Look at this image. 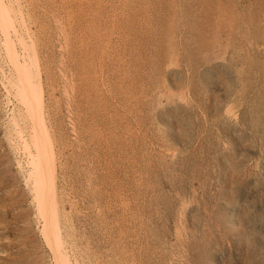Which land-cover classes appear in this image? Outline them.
Instances as JSON below:
<instances>
[{
    "label": "rangeland",
    "instance_id": "obj_1",
    "mask_svg": "<svg viewBox=\"0 0 264 264\" xmlns=\"http://www.w3.org/2000/svg\"><path fill=\"white\" fill-rule=\"evenodd\" d=\"M2 1L39 76L68 262L264 264V0ZM2 37L0 264H59Z\"/></svg>",
    "mask_w": 264,
    "mask_h": 264
},
{
    "label": "bare ground",
    "instance_id": "obj_2",
    "mask_svg": "<svg viewBox=\"0 0 264 264\" xmlns=\"http://www.w3.org/2000/svg\"><path fill=\"white\" fill-rule=\"evenodd\" d=\"M8 6H9V4H8ZM8 6H7V3L6 2H3L2 0H0V31H1L2 36H3L2 37L3 38V43L5 44L3 46L5 47L6 57L9 58V61L10 62L8 61V63H10V65H11V67L13 69V74H14L13 80L9 81L11 77L9 78V80L7 79V81H9L11 87L14 89L13 90L14 92L11 93V91L8 90V93L10 92V95H13L14 94L12 97H15L16 98V101L19 103V106H21L19 108H20V111H22L21 114H23V116L22 115H20V116H22L23 119L25 118L27 120L26 121L27 124L25 122H24V124H26V126H28L27 127L28 130L27 129L26 130L29 131L28 138H27L28 139L27 144L30 145L31 148L33 147V151L30 152V153H28L29 154V158L26 157V159L27 158L29 159V164L28 165H30V169H29L30 171L27 173L28 176L26 177V179L27 180H30V179L32 180V182H31V184H32L31 188L33 190V195H34V197L33 196L32 197L35 198L34 200L37 199L38 204L35 201L36 204H37L36 207L38 208V206H39V208L37 209V211L39 210L40 213H41V215L44 217L43 233L42 234H44L45 238L48 241H50V244H51L50 247L52 246V250H53V253H54V255H55L56 259H57V262L59 264H70L68 262V259L65 257L66 254L63 255V253H62V249H61L62 248V246H61L62 244L60 245V241L61 240L59 239V234H58V230H57L58 229L57 228L58 225L56 223L57 222L56 221L57 220L56 219L57 212L55 214V211H57V210L54 208L55 211H53V207H54L53 206L54 205V193H53L54 192L53 191L54 190V187H53L54 183H53V181H54V178H55V166H54V156H53L54 154H53V150H52L53 149L52 148V143H51L49 134L47 132L48 130L46 129V126H45L46 125L45 124V120L43 119V111L44 110L42 111V109H44V108H43V105H42V102H43L42 101V94H41V90L42 89L40 88L41 89L40 90L39 88H37L38 86L35 87L36 86L35 85V82H36V80L39 79V76H37L39 74V71H37L38 73L36 74V76H37L36 78L37 79L35 80V82H33L32 81L33 77H31L32 74H30V71H29L30 68L25 64L26 63L25 60H24L25 58H23L22 55H19V56H21V58H23V60L20 61V59H17V57H19V56H18L17 49H15L14 45L17 43V44H19L21 46V49L22 48L24 49V42L21 39L22 37L20 36V33H19L18 29H17L18 27L16 28V26L14 25L15 23H13L14 17H12L13 14H11L12 13L10 11L11 9H9L10 7L8 8ZM19 13H21V12H19ZM14 15H15V12H14ZM15 16H18V15H15ZM16 19H17V17H16ZM26 34H27V32H26ZM23 51L25 52V49ZM24 57H26V56L24 55ZM29 60H32V59H28V61ZM30 62H32V61H30ZM35 68L37 69V67H35ZM32 70H33V68L31 69V71ZM34 71H36V70H33L32 72H34ZM10 75H12V74L10 73ZM34 79H35V76H34ZM36 84L38 85L39 83H36ZM3 85L4 84L2 83L1 86H3ZM8 87H10V86H8ZM2 88H4V86ZM6 107H7V105H6ZM9 107H12V106H9ZM17 112H19V110ZM12 113H14V112H12ZM16 114H19V113H16ZM14 115H15V113H14ZM23 119H20V121L23 122ZM25 119H24V121H25ZM12 120L14 121V118ZM43 120H44V123H43ZM18 123H20V122L18 121ZM13 126H15V124ZM15 127L18 128L17 126H15ZM16 128H13L12 130H14ZM19 131H20V129H19ZM20 132H18V133H20ZM16 135H17V133H16ZM16 135H15V137H16ZM21 136H22V134H21ZM20 139H23V137L20 138ZM21 142H24V141H21ZM24 143L23 144L21 143V145H22L21 146V149L24 150L25 148H30V147H27L28 146L27 144L24 145ZM15 145H16V143H15ZM28 152H29V150H28ZM172 152H173V150H172ZM40 213L38 212V214H40ZM41 215H39V216H41ZM182 232H184V231H182ZM69 245H70V243H69Z\"/></svg>",
    "mask_w": 264,
    "mask_h": 264
}]
</instances>
